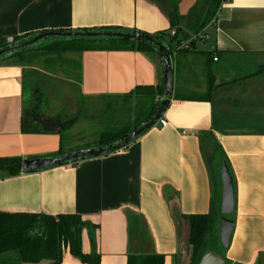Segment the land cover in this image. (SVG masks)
<instances>
[{"label":"crops","instance_id":"crops-1","mask_svg":"<svg viewBox=\"0 0 264 264\" xmlns=\"http://www.w3.org/2000/svg\"><path fill=\"white\" fill-rule=\"evenodd\" d=\"M196 2L180 0L178 15L185 17ZM98 27L172 33L163 9L150 0H0V39ZM203 35L204 48L194 44L193 50L172 52L168 104L144 134L116 152L0 179V212L79 215L91 226L82 230L81 251L98 254L99 264H126L129 254L189 264L188 226L175 217L206 215L212 197L220 200L217 172L209 169L198 139L211 132L235 192L225 264H264V74L246 77L264 65V0H225ZM66 57L73 63L33 64L47 79L30 93L22 89L25 68L0 63V158L45 159L59 157V149H86L93 143L82 137L90 128L84 122L93 120L82 115L104 97L160 85L163 77L151 53L85 51ZM76 61L80 71L72 66ZM57 73L76 88L78 111L62 114L76 118L65 124L55 123L43 98L51 80L60 83ZM208 76L209 100H189L206 93ZM78 118L86 128L79 129ZM61 264L82 263L64 249Z\"/></svg>","mask_w":264,"mask_h":264},{"label":"trees","instance_id":"trees-1","mask_svg":"<svg viewBox=\"0 0 264 264\" xmlns=\"http://www.w3.org/2000/svg\"><path fill=\"white\" fill-rule=\"evenodd\" d=\"M163 9L173 32H159L154 35L122 29L118 27H98L89 29L59 30L25 34L13 37L11 42L0 39V51L13 45L26 44L41 36L50 37V41L40 45L38 42L28 44L23 48L7 52L0 56V63L13 61L25 68L23 71V91L40 88V82L45 78L35 64L44 68H56V65L66 66L67 55L80 56L85 51H138L156 55L163 66L161 50H166L172 64V52L187 51L181 48L187 43L193 50L195 42L189 39L199 35L216 16L220 5L225 0H197L185 17L177 13V4L180 0H150ZM94 34L91 38L88 35ZM108 34V35H107ZM139 35L144 39L136 40L131 36ZM110 36V37H107ZM119 36V37H116ZM130 36V37H129ZM34 64V65H33ZM75 70L80 71V62L72 64ZM172 66V65H171ZM172 70V69H171ZM264 74V65L256 68L252 74L246 77L260 76ZM208 88L206 93L193 95L189 100L208 101L213 87V78L208 76ZM170 93L164 91L163 79L160 85L136 87L130 93L121 96H107L100 101L96 109L88 116L102 126L97 140L86 149L100 150L97 156L125 149L129 144L125 140L132 131H137L148 126L140 135L144 134L154 123L155 117L160 111H164ZM162 102L165 107L160 110ZM264 135V131H261ZM139 135V136H140ZM137 136L134 140H136ZM208 139L205 141V139ZM199 143L203 149L209 169H215L220 184L219 172L222 163L227 164L220 147L215 143L211 132H202L199 135ZM85 150V149H83ZM64 153L59 149L56 156ZM55 157V156H54ZM51 158V157H50ZM28 158H0V179L14 177L20 173L35 171H23L22 162L34 160ZM42 159V158H39ZM80 160V159H78ZM70 161L65 164L77 162ZM219 195L212 197L209 213L206 215H191L175 217V222L184 221L188 226L186 245L191 249L189 264H198L206 251H214L224 257L226 249L219 242V220L222 217L219 212ZM233 221V214L227 217ZM89 226L79 215L59 214L56 216L30 213H3L0 212V264H37L41 261H49L51 264H61L62 252L68 249L69 254L77 258L82 264H99V255L95 253L83 254L81 251V233L83 228ZM91 227V226H89ZM163 256L157 254H129L126 264H163Z\"/></svg>","mask_w":264,"mask_h":264},{"label":"water","instance_id":"water-1","mask_svg":"<svg viewBox=\"0 0 264 264\" xmlns=\"http://www.w3.org/2000/svg\"><path fill=\"white\" fill-rule=\"evenodd\" d=\"M108 35V34H107ZM88 37L94 38L95 35L91 34L88 35ZM110 37V36H107ZM119 37V36H116ZM130 37V36H129ZM131 38H134L136 40L144 39L146 41L152 42V39H148L139 35L131 36ZM39 39H41V36L34 38L30 42L26 44H19V45H13L6 49H3L0 51V56L13 51L17 50L19 48H23L27 46L28 44L35 43ZM162 52H164L162 55L163 60V88L164 91L168 94L171 91V65H170V57H168V54H166V50L162 49ZM166 102H162L160 105V110H162L165 107ZM160 111L158 115L161 113ZM158 115L155 117L157 118ZM148 126H145L144 128H141L137 131H132L127 139L125 140V144H129L134 141V139L139 136ZM100 154V150H94V149H85V150H79V151H73L66 154H63L59 157H53V158H45V159H34V160H27L22 162V170L23 171H40L47 168L55 167L63 165L64 163L75 161L78 159H83L86 157L96 156ZM220 202H219V212L221 214V218L219 220V242L223 249H226L228 247V243L230 240V236L232 234L233 230V221L228 219L227 217L234 214V206H235V192H234V186L232 178L228 172L227 165L225 163H222L221 169H220ZM198 264H225L224 257L217 252L214 251H206Z\"/></svg>","mask_w":264,"mask_h":264},{"label":"rangeland","instance_id":"rangeland-1","mask_svg":"<svg viewBox=\"0 0 264 264\" xmlns=\"http://www.w3.org/2000/svg\"><path fill=\"white\" fill-rule=\"evenodd\" d=\"M200 37V38H199ZM50 37L48 38H43L40 42H38V44L40 45H43V44H46L50 41ZM204 39V35L203 33L201 32L199 35L197 36H193V35H189V39L190 41H194L195 44H196V48L197 49H201V48H204L202 47L203 44H200L199 41L203 40ZM187 48V49H190V46L187 44V43H183L181 48ZM57 79L59 80L58 84H54L53 82L51 83V80L50 83L46 86L45 88V91H46V95H44V99L48 100L51 105L50 107V112L51 114H53V119H55V123L57 124H65L67 119H73V118H76V115L74 116H67V118L65 116H63L62 114L64 112H76L78 111V103H77V98H76V88L75 89H72L70 87V85L67 84V82H65L66 80V75L63 74V73H57L56 75ZM76 87V85H75ZM28 93H30V91H27ZM39 95H37L38 97ZM36 99V97H35ZM28 101V100H27ZM27 108H29V104H27ZM78 120H80L81 122L79 123L80 126H79V129H83V128H86L84 125L81 126V124H83L82 122V119L81 118H78ZM85 124H88L89 125V129H86L85 131H83L82 133L85 135V136H82L83 138H85L88 142L90 143H93L95 140H97L98 138V135H99V132L101 131L102 129V126L99 124V123H96V122H84ZM91 125V126H90ZM92 137V138H91ZM68 135H63V142L64 144H67L69 143L68 142ZM84 143V142H83Z\"/></svg>","mask_w":264,"mask_h":264},{"label":"built area","instance_id":"built-area-1","mask_svg":"<svg viewBox=\"0 0 264 264\" xmlns=\"http://www.w3.org/2000/svg\"><path fill=\"white\" fill-rule=\"evenodd\" d=\"M171 35H173V32L171 33ZM199 38H200V37H199ZM11 40H12V38H8V39H7V42H11ZM185 48H186V47H185ZM213 61H216V59L214 58ZM159 124H160L161 126H165V125H166V122H165L164 120L160 119V120H159Z\"/></svg>","mask_w":264,"mask_h":264}]
</instances>
